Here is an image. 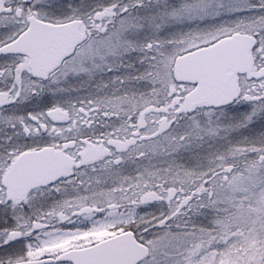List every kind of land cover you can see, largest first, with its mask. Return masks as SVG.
Segmentation results:
<instances>
[{
    "label": "snow or ice",
    "instance_id": "6c2138e0",
    "mask_svg": "<svg viewBox=\"0 0 264 264\" xmlns=\"http://www.w3.org/2000/svg\"><path fill=\"white\" fill-rule=\"evenodd\" d=\"M0 264H264V0H0Z\"/></svg>",
    "mask_w": 264,
    "mask_h": 264
}]
</instances>
